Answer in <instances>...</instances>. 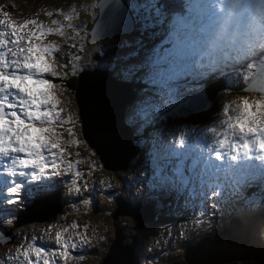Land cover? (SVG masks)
I'll return each mask as SVG.
<instances>
[{"label": "rangeland", "instance_id": "obj_1", "mask_svg": "<svg viewBox=\"0 0 264 264\" xmlns=\"http://www.w3.org/2000/svg\"><path fill=\"white\" fill-rule=\"evenodd\" d=\"M0 10L10 13L11 16L18 19L30 15H40L47 18L45 16L47 11H52L60 19H65L67 23L64 29L65 36L58 35L53 40L62 45L71 37L72 33L73 38L79 44L81 54L76 57L77 60L74 66L76 69H83L79 81L83 84L85 97L87 98V112H89V106L93 105L100 113L111 115L107 100L110 82L112 80L115 82L121 80L128 82V79L126 77L121 79L120 74L115 71L110 74L104 65L106 58L102 53L105 52L107 57L118 54L121 51L118 49V44L124 42L131 32L130 29L120 30L112 27V0H0ZM145 20L147 29L151 28L149 17L146 16ZM88 24L89 31H87ZM96 30H101V32L96 33ZM115 32H118L122 37L118 40L114 39L113 33ZM83 33L88 38L87 43H83ZM139 37L145 41L143 34L139 33ZM134 39L135 35L131 41ZM124 48L127 49L126 46ZM60 73L63 75L62 72ZM107 73L109 76L106 75ZM58 95L61 97L60 104L66 114V119L71 121L70 124L73 125L75 131L74 137L62 134V138L65 141L70 139L80 140L77 148L72 149L70 153L78 158L82 167L91 163L96 166L93 167L91 176L103 182V193L91 205L85 206L81 202L74 213L71 212L75 206H72L70 201L63 197L69 198L72 195L69 190L70 187L62 188L61 193L58 192L59 194L47 195L43 198L44 202L52 209L40 215L42 217H33V212L41 207V205L36 204L38 201L25 205L20 209L13 208L12 211L17 212L12 217L15 220L14 225H0V228L6 233L11 232L12 239L0 243V251L3 245L10 244L16 237H23L35 228H42L45 224H50L54 220L64 221L67 217H74L79 218L89 226L91 235V246L84 249L85 253L81 251V255L76 257L78 260L85 259L84 264H104V262L107 264H224L226 263L224 259L228 257H230V260L227 263L230 264L234 261H240L245 256L258 257L264 255V231L259 230L261 227L256 226L258 241L252 242L251 240L248 242L245 255L225 254L213 260L204 259V252L201 250L200 244L205 239L221 243L231 241L244 248L238 237L227 232L232 225L228 229H222L224 228L221 223L223 219L220 220L219 218H215L213 222L206 225L203 232L196 237H193V231L189 230L190 235L188 236L191 242L184 236L180 237L178 242L166 241L162 237L157 238L160 223H156L155 219L158 213H164L165 210L149 208L150 202L162 198L145 195V191L154 193L156 189L151 183L147 184V181L140 179L142 171H147V167H141L140 157H136L137 150L132 149L125 155L122 153L112 155L111 159L108 160L106 153L102 154L93 143L84 140L83 134L90 135L91 138V127L87 125L86 117L83 115L85 109L81 108L79 110L73 106L75 102L73 92L64 88L58 91ZM129 99L127 98L123 105L127 111V122L132 126L134 119L128 116L132 114L131 106H128ZM79 112L83 115V119H81L83 129L81 128V132L78 129L80 118L77 114ZM113 119L115 128H121L122 118L120 115H114ZM135 129L134 127L132 132ZM98 153H101V156ZM100 158L105 160V167L102 166ZM127 164L131 165V169L128 171L124 168ZM80 183H84L83 178ZM142 188L144 192H141ZM52 192L54 191H50V193ZM108 193H112V198L106 196ZM118 198H121L119 204L116 203ZM238 201L243 206L242 209L236 207L239 209L238 212L241 217H243L242 221H245V217L264 215V208L259 204L245 206L249 204L246 196H241ZM233 212V208H228L222 216L227 219ZM20 214H23L24 217L20 218ZM41 222L44 224H41ZM52 228L55 227L52 226ZM18 229L23 232L19 234ZM207 230L208 235H206ZM144 234L146 237L143 238L142 235ZM203 235H206V238H202ZM68 236L64 232V238ZM2 240H6V238ZM189 243L195 245L192 246ZM85 246L87 247L88 243ZM89 248H91L90 253ZM75 253L76 251L73 250L72 254ZM79 257H83V259H79ZM111 260H113L112 263Z\"/></svg>", "mask_w": 264, "mask_h": 264}, {"label": "snow or ice", "instance_id": "obj_2", "mask_svg": "<svg viewBox=\"0 0 264 264\" xmlns=\"http://www.w3.org/2000/svg\"><path fill=\"white\" fill-rule=\"evenodd\" d=\"M0 15L3 16L0 19V203L23 207L50 195L49 185L44 181L61 176L62 164L65 166L64 175L73 173L75 168L74 178H69L67 183L70 192L80 195L88 191L89 186L86 181L83 185L80 183L84 176L78 167L80 161L66 159V149L63 147L64 144L78 145L80 140L65 141L62 138L60 129L71 121L62 118L63 110L59 108L56 86L53 79L46 78L59 77L57 65L49 59L55 57L59 49L45 43V37L52 34L65 36L64 25L53 19L51 23L58 27L50 28L35 18L18 22L11 19L8 12H0ZM46 15L51 17L53 13L46 12ZM65 18L68 19L67 16ZM244 109L248 111L247 101L244 102ZM66 131L69 136H75L73 127ZM82 203L87 206L91 201L84 199ZM14 223V219L5 221L0 217V225ZM69 227L77 229L80 225L73 222ZM69 227H65L63 232L56 231V248L30 246L24 251L25 259L30 264H39L41 255L47 256L49 251H59L64 261L73 258V250L89 240L80 232L75 234V238H64V232ZM3 235L0 228V237ZM77 239L80 244L76 242ZM32 251L36 254L35 259H30ZM43 264L52 262L45 258Z\"/></svg>", "mask_w": 264, "mask_h": 264}, {"label": "bare ground", "instance_id": "obj_3", "mask_svg": "<svg viewBox=\"0 0 264 264\" xmlns=\"http://www.w3.org/2000/svg\"><path fill=\"white\" fill-rule=\"evenodd\" d=\"M113 3V12H112V27L120 30H133L136 26L135 18L131 15L129 9L123 4L122 0H112ZM101 30H96V33H100ZM212 88V91L210 90ZM134 90V85L130 82H112L108 95V106L111 111V115L100 113L96 110L93 105H90L89 112L85 111L86 123L91 127V140L84 139L85 141L93 143L98 151L102 154L106 153L108 160L111 159L112 155L120 154L123 155L129 153L133 149V145L130 141V135L132 126L127 122V111L124 108V102L129 98ZM202 93L206 96H217V92L212 81H206L204 87L202 88ZM82 92H80V95ZM120 115L123 119L121 128L116 129L113 116ZM80 120L82 115L79 116ZM126 118V121H125ZM93 141V142H92ZM102 166H104V161L100 158ZM125 170L128 171L131 169V165L127 164ZM247 172L251 173L249 170ZM54 195V192L50 194ZM241 194L237 193L236 198L239 200ZM46 197V196H44ZM41 197L37 199L38 205L41 207L33 212V217H42L40 215L49 212L52 208L44 202ZM239 202V201H238ZM116 203H121V198L116 199ZM149 206L151 209L163 208V200H155L151 202ZM246 206V205H245ZM243 207V206H242ZM237 209V208H236ZM239 211V209H237ZM24 215L20 214V218H23ZM220 220L224 218L220 217ZM256 226L261 227L259 230L264 231V216L261 217H248L246 221L236 220L232 226L227 230V232L233 236L238 237L240 244L244 247L225 244L219 241H213L205 239L201 244L200 248L204 252L203 256L206 260H213L221 255H235L240 256L241 254L245 255V252L248 249V242L258 241V235L256 232ZM3 237H0V243L9 241L12 239L11 232L6 233L3 230ZM227 233V234H228ZM6 238V240H2ZM246 249V250H245ZM82 253H85L84 250Z\"/></svg>", "mask_w": 264, "mask_h": 264}, {"label": "trees", "instance_id": "obj_4", "mask_svg": "<svg viewBox=\"0 0 264 264\" xmlns=\"http://www.w3.org/2000/svg\"><path fill=\"white\" fill-rule=\"evenodd\" d=\"M66 25L67 24H64V29L66 28ZM136 25H137V22H136ZM88 29H89V24H88ZM86 42H87V37L83 33V43H86ZM73 45H75V47H73ZM66 49L71 50V52L65 53L66 55H59L56 59L57 66L59 67L60 71L63 73V76H61V81L59 82V85L62 88L69 89L70 92H75L79 99L85 98L83 84L79 81L80 76L79 77L75 76L76 75L75 72L77 71V69L75 68L74 63L76 62V57L79 56L81 52L78 50L79 44L73 38L72 33H71V37L68 39L66 43ZM75 53H76V57L72 59ZM104 65L106 68H111L113 70H116L120 74H125L131 68V64L128 63L127 61L120 63L118 61L107 60L104 62ZM80 92H82L81 95H80ZM75 107L76 109L78 108L77 105H75ZM214 107L216 108L215 104H214ZM106 196L112 198V193H108ZM86 199H90L91 203L89 205H91L94 202V199L92 198V196H89ZM158 200H161V199H158ZM164 205H165V201L163 200V207ZM76 211H77V208H74V210L71 213H74ZM172 221H174V219L172 218V215L170 212H168L166 215L162 213H158L155 219L156 223H160L164 225H170ZM142 237L144 238L146 237V235L144 234L142 235ZM224 261L226 262L224 264H228L227 262L229 261V259L225 258ZM230 264H264V255H261L258 257L245 256V258H243L242 260L234 261L233 263H230Z\"/></svg>", "mask_w": 264, "mask_h": 264}, {"label": "water", "instance_id": "obj_5", "mask_svg": "<svg viewBox=\"0 0 264 264\" xmlns=\"http://www.w3.org/2000/svg\"><path fill=\"white\" fill-rule=\"evenodd\" d=\"M107 76H109V74L107 73L106 74ZM81 76V75H80ZM112 82H114L113 80L110 82V85H111V83ZM110 87V86H109ZM75 97H76V101H77V103H79L78 104V108H79V110H81V108H83V109H85L84 111H88V102H87V98L85 97V98H82V99H78V97L75 95ZM82 102H84L83 104H82ZM80 105V106H79ZM85 107V108H84ZM90 107V106H89ZM104 114V113H103ZM83 115H85V114H83ZM82 115V116H83ZM82 119H83V117H82ZM80 123H81V128L83 129V123L81 122V120H80ZM90 134H91V131H90ZM83 138L84 139H91L90 138V135H88V136H86L85 134H83ZM99 154V156H101V153H98ZM103 159V158H102ZM103 161H105L104 159H103ZM114 247V246H113ZM113 247H112V249H113ZM228 259L230 260V257H228ZM241 259H243V258H241ZM111 263L113 262V260H111L110 261ZM104 264H107L106 262H104Z\"/></svg>", "mask_w": 264, "mask_h": 264}, {"label": "clouds", "instance_id": "obj_6", "mask_svg": "<svg viewBox=\"0 0 264 264\" xmlns=\"http://www.w3.org/2000/svg\"><path fill=\"white\" fill-rule=\"evenodd\" d=\"M257 60H258V61H261L260 57L257 56ZM213 106H214V104H213ZM214 108H215V107H214Z\"/></svg>", "mask_w": 264, "mask_h": 264}]
</instances>
